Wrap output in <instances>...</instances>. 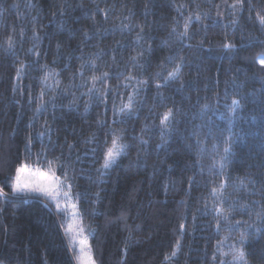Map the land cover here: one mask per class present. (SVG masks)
<instances>
[{"label": "trees", "instance_id": "1", "mask_svg": "<svg viewBox=\"0 0 264 264\" xmlns=\"http://www.w3.org/2000/svg\"><path fill=\"white\" fill-rule=\"evenodd\" d=\"M236 2L0 0V264H77L53 206L10 187L28 137L69 172L97 264H220L231 245L264 264V0ZM113 133L130 147L100 177Z\"/></svg>", "mask_w": 264, "mask_h": 264}, {"label": "snow or ice", "instance_id": "2", "mask_svg": "<svg viewBox=\"0 0 264 264\" xmlns=\"http://www.w3.org/2000/svg\"><path fill=\"white\" fill-rule=\"evenodd\" d=\"M233 9L236 8H243V4L241 3V0H237L236 3L232 4L230 6ZM199 19V17H197ZM259 21L262 25H264V16L259 17ZM235 23V21H233ZM188 24H185L184 26V32L180 33L181 38L188 36ZM23 33L21 32V35ZM9 47H12V39L9 37L8 40ZM59 48V45H57ZM225 50L233 48V45L231 44H225L223 45ZM134 59V58H133ZM259 63L261 65H264V57L259 59ZM94 67V62L92 64ZM83 68V65H82ZM58 75V74H57ZM173 74H170V77ZM17 77H20V70L17 72ZM45 80L47 77L44 78ZM108 79V73H102L99 77L93 76L92 82L93 87L89 89V95L93 93H97V99L106 100V91H101V89L96 88V82L99 81L103 83ZM59 83V81H57ZM146 83V82H145ZM183 86V85H181ZM127 87V85H125ZM157 87H160V85H157ZM139 89L137 90V92ZM133 96H129V102L127 104L122 105L118 110L114 107V114H127L131 115L133 110ZM43 96V93H41V98ZM233 105H238L237 101H233ZM42 109H46L45 105H41L37 108V112L41 111ZM172 119V113L169 111L166 113L161 121V129L163 131H171L169 128V123ZM103 121H98V124H103ZM41 138L44 136V133L38 134ZM123 135V132L121 133V136ZM121 136L115 135L113 133L111 137V145L108 146L103 151V164L100 168H98L96 171L100 174V177L106 174V171L110 169L118 160V158L121 156V154H127V149L130 147V145H127L125 143L121 142ZM92 140L95 139L93 136L91 138ZM91 142V141H86ZM142 143H147V141H141ZM31 137H28L25 144V149L27 152V155L24 157V159L20 160L18 165L15 167V175L13 179V182L11 183L10 187L12 188V191L14 194H20L23 193L25 195H38L42 196L45 201H48L49 203L46 204V207H51L52 205L55 206V209L57 213L64 212L68 204H65L62 207L61 199L64 201H69L72 198V184L69 182V172L65 170V165L63 163H54L53 161L47 160V155L45 153V150L42 148L40 153L33 154L30 151L31 148ZM94 154L96 149L91 150ZM230 151L229 148H225V153H228ZM35 156L37 161L43 157L45 161L48 163V171L47 172H38L34 171L28 163V160L30 157ZM56 161L60 160V157L55 158ZM79 159V157H77ZM221 170L224 167L223 162L220 163ZM57 168H59L63 172V176H57L56 171ZM39 177V178H37ZM224 185L221 183L219 188H213L212 192L214 194H222V189ZM79 195V194H77ZM98 195V194H97ZM0 196H7V194L4 192L3 188H0ZM259 203V202H256ZM71 207L73 209H76V211L73 213V219L72 222L67 224V226L64 228L65 235L69 238V246L73 248L74 250L78 249V254L74 251V256L77 261H79V264H95V260L92 257V246L88 242L87 236L85 235V225L83 221V216L79 213L78 205L72 204ZM213 210L223 216L224 220L231 224L229 220V216L225 215V210L222 207H215ZM122 218L126 219V216L122 213ZM257 220L264 223V205H261V212L257 213ZM239 224V222H237ZM64 227L63 225H61ZM181 229H183V225L180 226ZM217 228L219 229V223H217ZM259 231V229H257ZM94 231V230H93ZM246 242V236L243 232H241V235L239 237V243L240 245H243ZM220 243V242H218ZM231 255L232 260L231 261H220V264H248V261L246 259L245 252L243 250V247H236L235 245H231ZM177 251H179V242H177ZM176 253L174 252L173 255ZM222 255H228V253H223ZM217 257L214 255L213 260H216Z\"/></svg>", "mask_w": 264, "mask_h": 264}, {"label": "rangeland", "instance_id": "3", "mask_svg": "<svg viewBox=\"0 0 264 264\" xmlns=\"http://www.w3.org/2000/svg\"><path fill=\"white\" fill-rule=\"evenodd\" d=\"M262 57H264V56H260L259 57V59L260 58H262ZM33 169V168H32ZM34 171H38V172H47V171H44V170H39V169H33ZM37 178H39V177H37ZM71 191H72V189H71ZM72 193H73V191H72ZM16 195H25V194H23V193H20V194H16ZM33 195H35V194H33ZM42 197V196H41ZM61 204H62V207L65 205V204H68V207H67V209L64 211V212H62V213H57V211H56V209H55V206L54 205H52L53 206V208H54V210H55V212L60 216V219H61V222H62V224H63V230H64V228L67 226V224H69V223H71L72 222V219H73V213L76 211V209H73L72 207H71V205L72 204H77V202H76V200H75V198H74V195H72V198H71V200H69V201H64L63 199H61ZM78 205V204H77ZM79 210V209H78ZM79 213H80V211H79ZM65 233V232H64ZM85 235L87 236V239H88V242L90 243V241H89V238H88V235H87V232H86V228H85ZM66 236V238H67V241H68V243H69V238H68V236L67 235H65ZM72 250H73V252L75 251L77 254H78V249H76V250H74L73 248H71ZM92 257H93V259L95 260V258H94V256H93V253H92ZM76 260V259H75ZM76 262H77V264H79V261H77L76 260ZM95 264H97L96 263V260H95Z\"/></svg>", "mask_w": 264, "mask_h": 264}]
</instances>
